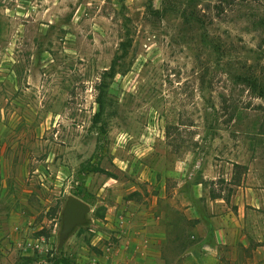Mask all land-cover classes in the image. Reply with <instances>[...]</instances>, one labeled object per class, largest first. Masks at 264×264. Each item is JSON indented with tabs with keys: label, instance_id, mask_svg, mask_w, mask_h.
Segmentation results:
<instances>
[{
	"label": "rangeland",
	"instance_id": "374dc122",
	"mask_svg": "<svg viewBox=\"0 0 264 264\" xmlns=\"http://www.w3.org/2000/svg\"><path fill=\"white\" fill-rule=\"evenodd\" d=\"M263 195L264 0H0V264L102 263L105 216L154 197L181 264L194 215Z\"/></svg>",
	"mask_w": 264,
	"mask_h": 264
},
{
	"label": "crops",
	"instance_id": "0c3cea01",
	"mask_svg": "<svg viewBox=\"0 0 264 264\" xmlns=\"http://www.w3.org/2000/svg\"><path fill=\"white\" fill-rule=\"evenodd\" d=\"M160 196L165 197L162 193ZM163 203L154 197L147 209L137 212L138 223L144 224L145 232L157 242L147 264H158L160 248L169 240V228L173 226ZM256 213L261 216L259 225L253 218ZM193 217L198 218L192 226V236L197 240L187 242L181 264H264V195L260 210L238 208L206 214V220L200 215Z\"/></svg>",
	"mask_w": 264,
	"mask_h": 264
},
{
	"label": "built area",
	"instance_id": "2783aa9c",
	"mask_svg": "<svg viewBox=\"0 0 264 264\" xmlns=\"http://www.w3.org/2000/svg\"><path fill=\"white\" fill-rule=\"evenodd\" d=\"M135 209L123 208L114 215L105 216V243L103 237L96 235L92 246L100 248L102 260L93 264H147L156 246V241L145 232L144 224L137 221Z\"/></svg>",
	"mask_w": 264,
	"mask_h": 264
},
{
	"label": "water",
	"instance_id": "95a60500",
	"mask_svg": "<svg viewBox=\"0 0 264 264\" xmlns=\"http://www.w3.org/2000/svg\"><path fill=\"white\" fill-rule=\"evenodd\" d=\"M90 211V204L78 196L69 197L64 210V227L61 233V241L77 225L86 220V214Z\"/></svg>",
	"mask_w": 264,
	"mask_h": 264
},
{
	"label": "trees",
	"instance_id": "16d2710c",
	"mask_svg": "<svg viewBox=\"0 0 264 264\" xmlns=\"http://www.w3.org/2000/svg\"><path fill=\"white\" fill-rule=\"evenodd\" d=\"M100 107H102V102L100 103ZM84 169H85L86 172H89V171H94V172L95 171H103V169H101L99 166H93V167L86 166V167H84ZM74 195H76V196H78V197H80V198H82L84 200H88V196L86 194V189H85V184H84L83 179H81L79 181V184L75 188ZM102 216H104V215H102ZM58 263L59 264H79L76 261H70L69 259H65V258L60 259L58 261Z\"/></svg>",
	"mask_w": 264,
	"mask_h": 264
}]
</instances>
